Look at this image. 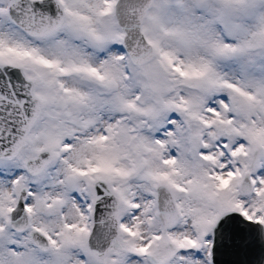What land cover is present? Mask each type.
<instances>
[{"label": "snow or ice", "instance_id": "snow-or-ice-1", "mask_svg": "<svg viewBox=\"0 0 264 264\" xmlns=\"http://www.w3.org/2000/svg\"><path fill=\"white\" fill-rule=\"evenodd\" d=\"M0 264H264V0H0Z\"/></svg>", "mask_w": 264, "mask_h": 264}]
</instances>
